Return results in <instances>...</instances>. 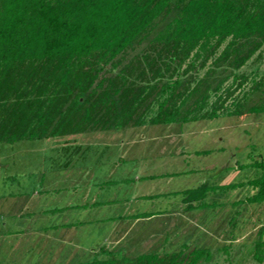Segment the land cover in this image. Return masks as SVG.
Wrapping results in <instances>:
<instances>
[{"label":"trees","instance_id":"1","mask_svg":"<svg viewBox=\"0 0 264 264\" xmlns=\"http://www.w3.org/2000/svg\"><path fill=\"white\" fill-rule=\"evenodd\" d=\"M253 56L264 57V0H0V143L264 112V74L238 72ZM255 165L248 203L264 202V161ZM242 185L174 194L192 210L210 205L208 193ZM102 253L83 264L213 258L186 245L121 259ZM251 258L264 264V226Z\"/></svg>","mask_w":264,"mask_h":264},{"label":"rangeland","instance_id":"2","mask_svg":"<svg viewBox=\"0 0 264 264\" xmlns=\"http://www.w3.org/2000/svg\"><path fill=\"white\" fill-rule=\"evenodd\" d=\"M254 58L255 56L238 72H244L251 78L262 76L264 57L259 61ZM230 82L231 79L225 85ZM250 83L249 79L235 95L239 96L242 91L247 90ZM227 105H230V100ZM53 140L55 143L69 140L71 144L68 152L60 147L52 150L53 146L58 145H53L51 139L0 143V197L7 193H16L22 188L26 190L33 183L38 185L40 177L55 176L52 170L56 171L57 168V174H61L63 170H67L64 168L67 160L69 166L81 165L88 157H84L81 152H75L82 148L84 151V144L90 152L99 149V153L105 148L110 156L101 164L106 167H103L105 172L102 178L101 175L96 176L95 181L99 178L117 179L121 171L118 168L115 174L110 172L108 166L111 160L117 156H123L127 160L137 155L139 158H136L137 165H132V174L143 173V169H146L149 171L147 176H156H145L139 182L143 188L141 193L146 192L152 197V204L148 201L144 211H147L148 215H154L149 221L138 222L125 240L115 245L114 248L127 249L126 251L122 248L114 253L116 258L151 252H177L186 245L189 248H209L213 258L208 264H256L251 258V247L258 229L264 226V202H244L243 205L236 206L226 203L235 200L246 201V198L255 192L248 181L261 174V169L255 162L264 161V112L221 114L213 119L183 124H144L119 130L57 137ZM74 145L78 146V150H75ZM102 157L103 155L100 159ZM95 159L97 160V157L89 158L87 165L93 168ZM235 161L238 162L239 169L235 168ZM221 164L226 166L222 167ZM168 174L172 175L169 179L165 176ZM84 177L86 176L83 170L79 180L74 182L75 185L81 184ZM199 179H204L213 186L238 183H243V186L219 189L204 200L210 205L192 210L186 208L179 196L169 197L167 202L165 199H157L162 194L172 196L175 192L194 188L199 185ZM56 182L58 187L68 185V180ZM62 198L64 197L51 199L47 205L59 207L70 201H61ZM4 201L6 198L2 201L0 198V215L5 208ZM214 203H221L222 206L212 207L211 204ZM163 211H166L163 215L158 214ZM50 222H46L47 225ZM23 240L16 248L7 243L11 240L0 237V264H24V260L29 256L31 241L25 238ZM89 240L90 238L84 237L85 243ZM111 244L109 242L108 246ZM223 246L228 247V254L223 251ZM106 257L103 255L101 259ZM92 259L93 257L84 254V259L81 258L76 263L83 264Z\"/></svg>","mask_w":264,"mask_h":264},{"label":"crops","instance_id":"3","mask_svg":"<svg viewBox=\"0 0 264 264\" xmlns=\"http://www.w3.org/2000/svg\"><path fill=\"white\" fill-rule=\"evenodd\" d=\"M51 140L52 144L55 143L53 138ZM68 141L55 143L58 146H53L52 150L60 147L61 150L66 149L68 152L71 144ZM84 146V151L82 148L75 152L76 154L81 152L84 157H88V160L84 159L81 165L69 166L67 160L64 165L67 170H63L61 174H57L59 171L57 168L56 171L52 170L55 172V176L40 177L38 185L33 183L26 190L22 188L16 193H7L0 197L1 201L6 198L4 211L0 215V237L11 240L7 243L16 248L23 243L24 238L31 241L29 256L24 260V264H78L76 262L81 258L84 259V254L91 258L101 259L103 255L106 257V254L102 253V248L117 253L120 249L125 248H114L115 245L125 240V237L138 222L149 221L154 215H148L147 211H144L147 208V202L151 203L152 197L146 192L141 193L143 188L139 184L149 171L143 169L141 175L139 173L132 174V165H137L136 158L139 156H129L130 158L127 160L123 156L115 157L108 167L114 174L119 168L121 175H118L117 179H101L105 172L104 168H106L101 164L105 163L104 159L109 156L108 151L104 148L99 153H97L99 149L90 152L87 151L85 144ZM75 150H78V146H75ZM102 155L103 157L100 159ZM93 156L97 157V160H94L92 168L87 164L89 158ZM221 166L226 165L221 164ZM235 168L239 169L237 161H235ZM83 170L86 176L84 181L75 185L74 182L79 180L80 172ZM96 176L101 177L100 181L99 179L95 181ZM165 176L169 179L172 175ZM57 180H68V185L58 187ZM203 180L199 179V185L207 183ZM43 183L45 184L42 186ZM214 192L208 193L206 198ZM175 196H179L182 202V196L179 194L172 196L162 194L157 199H165L167 202L169 197ZM60 197H64L60 199L61 201L65 199L70 201L59 205V207L47 205L51 199L56 200ZM244 202L247 201L235 200L228 201L226 204L236 206L243 205ZM221 206V203H217L215 207ZM165 212L158 214L163 215ZM46 222H50V224L47 225ZM84 237L90 238V240L85 243ZM109 242L112 243L110 247L108 246ZM125 250L127 251V249Z\"/></svg>","mask_w":264,"mask_h":264}]
</instances>
